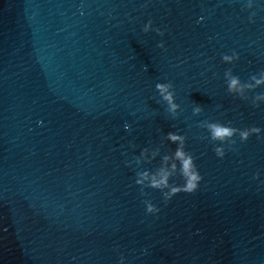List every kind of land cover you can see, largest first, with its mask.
Here are the masks:
<instances>
[{
    "label": "water",
    "instance_id": "1",
    "mask_svg": "<svg viewBox=\"0 0 264 264\" xmlns=\"http://www.w3.org/2000/svg\"><path fill=\"white\" fill-rule=\"evenodd\" d=\"M246 2L0 0V264H264V101L252 106L264 86L241 100L224 77L264 71V0L254 22ZM149 20L163 36L143 32ZM161 82L174 85L175 119ZM204 120L261 138L235 137L221 159ZM169 132L187 136L203 179L165 204L135 183L160 157H134L174 150Z\"/></svg>",
    "mask_w": 264,
    "mask_h": 264
},
{
    "label": "clouds",
    "instance_id": "2",
    "mask_svg": "<svg viewBox=\"0 0 264 264\" xmlns=\"http://www.w3.org/2000/svg\"><path fill=\"white\" fill-rule=\"evenodd\" d=\"M244 8L250 11L249 21L254 22L257 15L254 8V0H247ZM203 19V17H201ZM152 21L149 20L143 32L155 31L157 34L163 36V31L159 28H152ZM157 47H163V42H160ZM222 62L227 64H234L239 60V54L233 51L229 54H221ZM225 84L227 85V92L230 95L237 96L241 100H248L249 93L261 86H264V71L251 75L248 81H242L239 76L234 75L231 68L227 69L224 73ZM156 92L158 93L162 102L166 105L167 113L173 118H177L181 111L180 105L176 103V94L174 85L171 82H161L155 85ZM264 101V93L257 94L252 97V106L259 107V102ZM203 107L195 104L193 106V114L199 115L202 113ZM199 126L206 130L207 138L210 142L217 144L213 151L218 158L223 159L226 155L225 145L229 149H233L236 145L235 137H239L241 143L248 141L252 135H256L258 139L261 138L260 134L262 129L260 127L251 126L244 129L236 128L231 125V122L223 123L221 121L204 120L199 123ZM126 130H130V125H124ZM164 139L169 144H174L176 147L165 154H161V148L156 147L149 149L144 147L138 156L134 157L135 164L139 167L144 163H151L157 157H160L159 164L154 169L141 170L136 173L135 183L140 188L142 196H147L148 193L145 189L159 190L162 194L163 201L167 204L174 196L183 193H194L203 177L201 176L198 167L195 163L193 154L186 150L187 136L178 134L177 132H169L165 135ZM132 149L136 148L135 144H131ZM128 166H131V161H126ZM260 173L257 171L253 174V179H257ZM175 178L183 181L181 184L175 182ZM146 206V213L156 215L160 212V208L155 205L151 200H144ZM119 251V245L115 248ZM126 257L120 254L118 264H125Z\"/></svg>",
    "mask_w": 264,
    "mask_h": 264
}]
</instances>
